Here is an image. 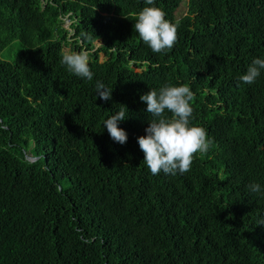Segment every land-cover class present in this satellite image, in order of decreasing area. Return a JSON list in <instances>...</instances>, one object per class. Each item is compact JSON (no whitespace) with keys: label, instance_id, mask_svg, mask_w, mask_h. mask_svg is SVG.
<instances>
[{"label":"trees","instance_id":"obj_1","mask_svg":"<svg viewBox=\"0 0 264 264\" xmlns=\"http://www.w3.org/2000/svg\"><path fill=\"white\" fill-rule=\"evenodd\" d=\"M182 1L155 0L179 29L154 53L134 29L145 0H0V264H264V193L248 187L264 189V71L240 80L264 58V0ZM181 83L214 142L154 176L140 96ZM123 105L121 145L103 123Z\"/></svg>","mask_w":264,"mask_h":264},{"label":"clouds","instance_id":"obj_2","mask_svg":"<svg viewBox=\"0 0 264 264\" xmlns=\"http://www.w3.org/2000/svg\"><path fill=\"white\" fill-rule=\"evenodd\" d=\"M145 3L150 6L136 14L135 31L154 53L171 50L178 41L179 22L166 19L165 11L155 6V0H145ZM61 63L72 74L87 80L93 79L87 51L65 50ZM262 71L264 58H254L240 80L251 85ZM96 89L99 98L105 101L111 99L113 89L99 81ZM140 99L147 104V112L154 117L145 129L146 135L138 137L140 150L144 154L143 161L151 174L155 176L163 172L165 175H176L178 172L183 174L190 171L197 154H206L214 142L203 126L192 123L194 93L191 87L183 83L168 84L158 92L150 89ZM125 109L127 107L123 105L103 123L110 137L121 145L128 138L126 131L118 126L119 122L126 119ZM166 112L171 115H165ZM248 187L253 193H264L258 183H252Z\"/></svg>","mask_w":264,"mask_h":264},{"label":"rangeland","instance_id":"obj_3","mask_svg":"<svg viewBox=\"0 0 264 264\" xmlns=\"http://www.w3.org/2000/svg\"><path fill=\"white\" fill-rule=\"evenodd\" d=\"M185 1H186V0H183V1H182V3L180 4V7L183 6V8H184ZM180 7H179V8H180ZM68 24H69V22L64 21V23H63V27H64V28H67V27H68ZM3 54H4V55H7L5 52H3ZM10 57H11V53H10ZM7 59H8V58H7Z\"/></svg>","mask_w":264,"mask_h":264}]
</instances>
